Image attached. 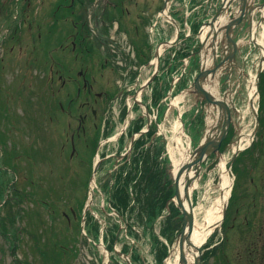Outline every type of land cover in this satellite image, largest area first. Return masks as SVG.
<instances>
[{"label":"rangeland","instance_id":"obj_1","mask_svg":"<svg viewBox=\"0 0 264 264\" xmlns=\"http://www.w3.org/2000/svg\"><path fill=\"white\" fill-rule=\"evenodd\" d=\"M26 1L34 3L38 0ZM43 1L45 3L41 5L40 1L41 7L39 5L35 9L45 15L51 11V7L50 0ZM70 1L75 5L72 8H78V10L86 8L91 11L90 14H94L93 9L97 5L98 11L104 8L109 9L103 0H93V2L92 0H68ZM16 2L17 0H0V42L3 40L0 46V68L2 67L0 69V135L2 139L0 141V264H107L110 251L106 247L108 244L106 237L116 231L119 223H122L123 227L115 245L116 249L128 250L132 247L134 264H167L177 245V236L183 225L182 214L177 212L176 216L172 213L169 226L165 230V220L171 215L169 209L165 211L163 217L157 216L158 218L152 224L145 217L141 218L139 209L134 204V207L128 211V221H121L120 217L110 209L108 202V184L113 183L112 172L117 169L114 159L101 163L95 175L97 185L95 184L94 197L89 202L91 199L89 190L93 186L91 180L93 165L97 159L92 139L96 140L97 134L87 142L82 136L79 137L80 140L76 136L77 149L72 157L70 137L77 127L78 113L74 112L72 115L61 112L58 115L52 113L51 93L46 90V87L40 86L44 83L36 78L43 76L44 70L48 72L49 63L46 61L43 63V59H50L52 33L50 34L48 29H43L40 37L34 33L38 41L36 49L31 44L34 36L30 32L24 33L20 40L22 47L13 42L14 50H10L11 37L16 29L12 31L13 28L8 30L7 27L17 13ZM139 3L142 5L144 1L139 0ZM177 3L178 1L171 3L173 11ZM126 4H130V8L133 9L134 1L126 2ZM163 4L164 0H152L153 15L152 19L149 18L150 20H156L158 9ZM134 15L135 13L132 14ZM259 17L260 14L256 16L257 19ZM117 18L120 19L118 16ZM90 19L93 20L94 16ZM160 23L164 25L166 32L170 34L174 32L175 28L169 25L166 17L161 16ZM115 25L118 24H112L107 34L110 39L107 42V50L116 49L117 57L115 58L114 55V59L117 60L118 53L120 50L124 51L123 47L129 39L123 31H116ZM145 26L150 28V23ZM148 28L145 31L138 24V28L133 32L136 43L133 39L132 42L139 53L150 55L153 43L152 34ZM159 32L160 30H157V33ZM263 32L264 28H260L259 39L264 35ZM157 44L158 42L155 41L154 46L156 47ZM34 55L39 56L42 63L36 62ZM263 55L264 51L262 52L257 45L250 44L245 47L239 66L231 77L232 99L237 108L234 110L231 134L229 132L225 140L233 141L225 146L221 145L223 153L220 158L215 153L210 154L202 163L199 174L194 176L193 184L195 185L196 181L198 184L192 190V197L197 211V222L202 224L205 209L210 207L216 197L221 194L220 184L223 175L221 163L224 162L226 167L229 166L237 148L236 140L241 141V147H247L240 151L234 161L231 174L235 182L231 188L233 190L226 218L221 227H215L213 230L214 232L218 229L209 239L214 242L209 247L203 246V264H239L237 261L239 249L244 247L248 236L241 231L239 225L245 221H250L252 225L264 221V187L261 186L264 177V81L262 89L259 88V93L255 94L260 127L252 142L249 138L256 125L254 111L250 106V85L256 81L255 77ZM106 72L110 75V69ZM222 72L223 74L220 72L222 76L215 80L220 88L217 90V86L213 85L217 95H223L230 86L228 71ZM116 74L118 77L121 75V68L117 64ZM262 74L264 80V70ZM146 75L145 73L143 78H146ZM188 77L189 86L193 84L194 74L188 72ZM148 92H145L146 96H149ZM196 97L195 93L187 92L181 104L178 103L180 105L178 108H167V115L160 123L161 128L157 130L154 137L155 146L150 153L164 148L167 154L163 156L170 155L168 145L174 140L177 121L182 119L178 111L179 113L183 111L189 120ZM174 99L169 101L174 103ZM123 102L125 99L121 100V103ZM137 113H141V109ZM113 116L116 117L112 111L110 120H114ZM100 122L101 118L99 125ZM122 124L118 122L116 127L120 130L124 127ZM184 127L186 134L191 138L190 153H192L195 145L204 138L207 125L205 123L199 126L196 135L194 128L191 129L194 138L189 127L186 125ZM119 130L116 129V131ZM128 140L124 145H119L115 140L108 142L101 147V156L112 154L118 149L124 151L129 143ZM249 142H251L250 145ZM168 158L169 161L167 158L162 159V166L172 183V162L170 156ZM6 159H10L12 164H9V160ZM120 163L121 161L119 165L122 164ZM6 166L15 173L17 180ZM10 183L13 184L11 189ZM171 187L174 188V186ZM7 195L9 198L6 203H3ZM86 203L89 206L88 210H84ZM72 210L75 212V217L72 215ZM86 212L89 213L87 217ZM83 216L86 222L85 232L89 238L83 232ZM98 222L101 224H97ZM126 226L127 229L131 226L129 231L131 237L127 236ZM162 230L164 235L161 233ZM99 241L102 244L93 245L94 242ZM206 251L209 253L206 254ZM121 261V264H125V258Z\"/></svg>","mask_w":264,"mask_h":264},{"label":"flooded vegetation","instance_id":"obj_2","mask_svg":"<svg viewBox=\"0 0 264 264\" xmlns=\"http://www.w3.org/2000/svg\"><path fill=\"white\" fill-rule=\"evenodd\" d=\"M40 1L41 5L45 3L43 0L34 3L17 0V13L11 22L13 26L10 24L7 27L8 30L13 28L12 31L16 29L11 37L10 50H14L13 42L22 47L20 40L24 33L30 32L34 36L31 42L34 49L38 44L34 33H37L38 37L43 29L52 33L50 59H43V63H49L44 82L52 93V108L69 115L77 112L78 124L71 134V143L74 145L76 135L82 136L87 142L98 134V122L108 112L112 102L124 95L118 84L113 54L106 51L107 32L111 29V23L117 16L124 18L119 29H127L132 35L131 40L134 41L133 32L138 28V18L141 16L139 23H143V28L149 18L151 19L152 0H143L142 5L139 0H120L122 3L118 4L119 7L112 9V16L107 19L97 13L94 15L95 22L90 19L88 9L72 8L75 5L68 0H50L51 11L43 15V12L35 9L40 5ZM132 1L133 9L130 4L125 5L126 2ZM261 1L263 0H257V3ZM258 14L261 15L260 11ZM245 37H249L248 34ZM2 43L3 40L0 46ZM34 56L36 62L42 63L39 56ZM108 69L111 76L107 75Z\"/></svg>","mask_w":264,"mask_h":264},{"label":"water","instance_id":"obj_3","mask_svg":"<svg viewBox=\"0 0 264 264\" xmlns=\"http://www.w3.org/2000/svg\"><path fill=\"white\" fill-rule=\"evenodd\" d=\"M168 1L169 0H166L165 7L167 6ZM232 2H233V0H229L221 9H219L210 22L211 28L215 29V33H214V37H213L214 41L217 40L220 32H222V34H223L220 37V39L217 43V46H219L220 44H224V37L227 39L228 46L231 42L236 44V42L233 39V32L237 26H239L241 23L244 24L246 22L245 15L248 13V8H249L248 0H239V10H238L237 15L233 16L227 23H223V25L219 24L220 16L232 4ZM250 9L253 10V7H251ZM263 19H264V17L262 18V20ZM252 21H253V18L250 15V20H249L250 28H251ZM217 24L219 26L216 29ZM232 56H233L232 58L235 57V52L233 53ZM214 57H217V49L216 48L213 49V58ZM226 59L227 58L225 57V59L222 60L217 65V67H215V68H213V67L208 68L207 65L204 64L202 66V69L200 70L199 74L197 75V78L195 81V86L198 88V92L200 93L201 97L207 100L208 111L211 112V107L213 106V108L218 110L220 120L222 117H224V121H221L220 124L217 126V128L219 130H220V126H221L223 128V131L220 134L219 132H215L213 129H211L207 133L206 140L203 143H201L195 149L191 159L184 162L179 167L177 173L175 174V180H174V184H175V188H176L175 196L178 199L177 200L178 206H179V208L183 214V228H182L180 234L178 235V239H177V245H178L180 252H181L182 264H189V259L187 257V254L185 253V246L189 252L192 249V247L196 248V251H195L196 253H195V258H194L193 264H202V261H201L202 252H201L199 246H195V244L192 243V241L190 239V236L193 232V228L195 226V215L193 213V203L191 200V195L189 193V187L192 184L194 177L191 176L190 174H191V171L194 167H196V175L199 174V170L201 168L202 161L211 152L216 151L219 156L221 155V152L219 150L220 145H221L223 138L228 133L229 126H230L231 121L233 119L232 109L235 108L233 103H232V108H231L229 106V103L226 100L217 98L205 86L207 81H209L210 74L214 78L216 76L217 69L224 66ZM263 61H264V57L261 59V63H260V66H259V69L257 72L256 81L258 80L260 73L263 69ZM250 104L254 110V113H255V116L257 119V126L255 129V132H256L258 125H259L258 113L255 109L253 99H251ZM217 128H216V130H217ZM134 138L135 137H133L132 140H134ZM239 151H240V149L238 148L235 155H234L233 160L235 159V157L237 156ZM231 165H232V163H231ZM231 165H230V167H231ZM181 179H182V181H181ZM181 183L184 186L185 194H186V197H187V200L189 203L188 208L184 206V204L182 203V200L179 197V185ZM227 204H228V202H226L224 204V207H223V217H225V215H226ZM121 255L126 257L129 264H132L130 259L127 257V255H125L123 253Z\"/></svg>","mask_w":264,"mask_h":264},{"label":"trees","instance_id":"obj_4","mask_svg":"<svg viewBox=\"0 0 264 264\" xmlns=\"http://www.w3.org/2000/svg\"><path fill=\"white\" fill-rule=\"evenodd\" d=\"M188 55V52L185 54ZM263 74L260 79V89L263 85ZM143 141L139 142L143 144ZM146 166L143 173L139 175L140 161H134L133 169L123 176L119 174L112 193L113 206L121 213L127 212L131 204L130 185L136 181L138 190L137 201L141 218H146L153 223L155 218L162 212L166 201L171 197L172 191L163 184V176L157 166H149V162L143 161ZM142 164V165H143ZM264 187V177L261 184ZM242 232L248 234L246 244L239 249L237 261L239 264H264V221L260 224L252 225L250 221H245L239 225ZM109 244L113 248L114 235ZM211 244V243H210ZM209 245V244H208ZM128 251V250H126ZM209 251H206V254ZM112 264H121L119 259H114Z\"/></svg>","mask_w":264,"mask_h":264},{"label":"bare ground","instance_id":"obj_5","mask_svg":"<svg viewBox=\"0 0 264 264\" xmlns=\"http://www.w3.org/2000/svg\"><path fill=\"white\" fill-rule=\"evenodd\" d=\"M167 14V13H166ZM165 15V14H163ZM168 16V14L166 15ZM256 28L253 29V32L255 31ZM208 27H206L205 33L203 34V37L206 36L207 34ZM264 34V33H263ZM258 45L260 46V49L263 50L264 46V35L262 36L261 39H258ZM160 52L162 51L161 49L159 50ZM211 60V59H210ZM211 61H207V64H211ZM217 90H218V83L216 84ZM215 90V88H213ZM184 94L182 96H178L174 100L175 105H179L180 101L184 98ZM256 94V85L255 82L253 81L250 85V92H249V98H255ZM233 97V91L229 90L228 91V96L227 100H230ZM211 119V118H210ZM212 123L213 121L210 120ZM174 140L168 145V150L170 153V158L172 162V174L175 175L179 169V167L186 162L188 159H191V153H190V143H191V138L186 134V131L184 129L182 121L179 119L177 121L176 127H175V132H174ZM221 171L223 173L222 179H221V194L220 196H217L216 199L213 201L210 207L205 209V217H204V222L202 224H199L197 222V211L196 208L193 207V213L195 215L196 221H195V226L193 228V232L190 236V239L192 243L195 244V246H201L210 236L212 231L215 229V227L220 223L222 217H223V207L224 204L227 202L229 192L231 189V171L226 167V164L224 162L221 163L220 165ZM195 172H191V176H194ZM182 181V179H181ZM198 184V181H196L195 185L191 184V187H189V193L191 195L192 201V190L194 186ZM93 187H95V180L93 181ZM179 197L182 200V203L184 204L185 207H189V203L185 194V189L183 184L181 183L179 185ZM175 200L177 201V197H175ZM196 248L192 247L190 252L186 249L185 246V253L187 254V257L189 259V264H193L194 258H195V252ZM167 264H182L181 260V252L178 247L172 251V256L169 258Z\"/></svg>","mask_w":264,"mask_h":264}]
</instances>
